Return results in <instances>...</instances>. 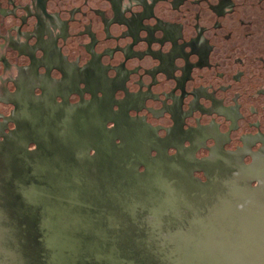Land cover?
Here are the masks:
<instances>
[{
	"label": "flooded vegetation",
	"instance_id": "flooded-vegetation-1",
	"mask_svg": "<svg viewBox=\"0 0 264 264\" xmlns=\"http://www.w3.org/2000/svg\"><path fill=\"white\" fill-rule=\"evenodd\" d=\"M0 105L5 134L100 118L136 127L151 157L192 156L201 181L208 161L250 165L264 157V0H0Z\"/></svg>",
	"mask_w": 264,
	"mask_h": 264
},
{
	"label": "water",
	"instance_id": "water-1",
	"mask_svg": "<svg viewBox=\"0 0 264 264\" xmlns=\"http://www.w3.org/2000/svg\"><path fill=\"white\" fill-rule=\"evenodd\" d=\"M49 128L0 129V264H264V157L208 161L201 181L136 127Z\"/></svg>",
	"mask_w": 264,
	"mask_h": 264
}]
</instances>
